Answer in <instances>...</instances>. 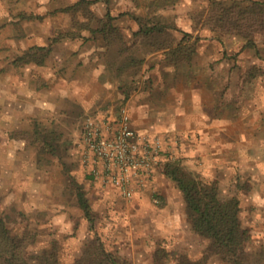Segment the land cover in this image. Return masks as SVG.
I'll list each match as a JSON object with an SVG mask.
<instances>
[{
    "label": "rangeland",
    "instance_id": "374dc122",
    "mask_svg": "<svg viewBox=\"0 0 264 264\" xmlns=\"http://www.w3.org/2000/svg\"><path fill=\"white\" fill-rule=\"evenodd\" d=\"M77 1L0 0V213L11 234L29 255L56 246L61 264L98 239L121 264H230L193 229L164 172L179 160L240 198L247 246L264 248L259 0ZM108 11L114 27L100 30ZM140 18L171 27L144 34ZM9 103L24 112L8 114ZM123 107L163 142L151 182L130 200L85 179L78 161L84 118Z\"/></svg>",
    "mask_w": 264,
    "mask_h": 264
},
{
    "label": "trees",
    "instance_id": "16d2710c",
    "mask_svg": "<svg viewBox=\"0 0 264 264\" xmlns=\"http://www.w3.org/2000/svg\"><path fill=\"white\" fill-rule=\"evenodd\" d=\"M89 2L90 0H78L75 5ZM257 3L263 16L260 24L264 29V0ZM246 11L238 13L239 20L250 18L242 14ZM106 17L107 20L100 30L106 31L108 27H114L112 23L114 16L108 11ZM140 19L139 31L144 34L164 32L171 27L170 24L161 21L143 24L142 18ZM164 172L177 182L185 197L193 229L210 240L209 248L212 251L230 264H264V248L249 249L247 246L252 234L251 229L242 224L240 198L237 195L221 196L216 184L204 182L186 170L179 160L168 162ZM83 176L90 180L88 176L84 174ZM77 197L87 218L92 220V208L82 189L77 191ZM0 264H61V262L56 246L46 249L39 255L27 254L24 243L11 234L5 218L0 213ZM71 264L121 263L98 239L94 245H89L85 249L80 259Z\"/></svg>",
    "mask_w": 264,
    "mask_h": 264
},
{
    "label": "built area",
    "instance_id": "2783aa9c",
    "mask_svg": "<svg viewBox=\"0 0 264 264\" xmlns=\"http://www.w3.org/2000/svg\"><path fill=\"white\" fill-rule=\"evenodd\" d=\"M81 171L91 182L133 199L148 187L160 159V135L135 126L128 108L87 115L77 140Z\"/></svg>",
    "mask_w": 264,
    "mask_h": 264
},
{
    "label": "crops",
    "instance_id": "0c3cea01",
    "mask_svg": "<svg viewBox=\"0 0 264 264\" xmlns=\"http://www.w3.org/2000/svg\"><path fill=\"white\" fill-rule=\"evenodd\" d=\"M39 105L42 106V104H39ZM39 105H38L37 108H39ZM42 107H45V105H43ZM6 109H7V113H8V114H11V115H12V114H13V115H16L17 113H21V111H22V109H18L16 106H14V105L11 104V103L7 104ZM4 111H5V109H4ZM22 112H24V110H23ZM15 113H16V114H15Z\"/></svg>",
    "mask_w": 264,
    "mask_h": 264
}]
</instances>
